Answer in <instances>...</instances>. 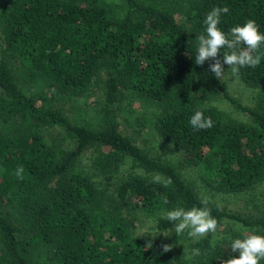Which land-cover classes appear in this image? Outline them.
Returning <instances> with one entry per match:
<instances>
[{
	"label": "trees",
	"instance_id": "16d2710c",
	"mask_svg": "<svg viewBox=\"0 0 264 264\" xmlns=\"http://www.w3.org/2000/svg\"><path fill=\"white\" fill-rule=\"evenodd\" d=\"M225 6L230 11L219 27L226 34L250 19L264 34V0H0V264H224L238 257L231 241L213 246L212 233L191 246L199 255L187 257L134 232L140 217L167 231L174 227L168 211L203 208V197L173 163L137 145L138 131L124 135L115 114L130 95L140 107L138 129L150 124L180 147L212 190L245 193L264 183V56L239 74L258 89L255 107L230 95L210 71L211 60L195 63L206 15ZM100 84L102 107L67 114L65 94L86 97ZM219 99L251 120L227 116L215 105ZM196 110L211 117V129L191 127ZM56 126L71 149L47 141L46 130ZM127 160L132 167L124 177ZM21 165L23 180L14 175ZM156 174L171 185L152 183ZM95 176L103 178L95 183ZM207 207L218 226L233 221L264 236V216Z\"/></svg>",
	"mask_w": 264,
	"mask_h": 264
},
{
	"label": "rangeland",
	"instance_id": "374dc122",
	"mask_svg": "<svg viewBox=\"0 0 264 264\" xmlns=\"http://www.w3.org/2000/svg\"><path fill=\"white\" fill-rule=\"evenodd\" d=\"M176 18L180 23L186 25L187 30L191 29L190 24L186 23L185 12H178ZM3 31L4 25L0 21L1 49H4L5 46L3 41ZM223 54L224 52L220 50L219 58L221 60L223 59ZM213 62L214 61H212V63ZM224 68L227 73L228 66L225 65ZM103 79L104 77L102 80ZM221 81L224 87L229 91L230 95L237 99L242 105L248 107H255L257 105L258 89L246 85L240 76L233 77L230 73H227ZM64 97L67 100L65 103V111L70 116L81 106H88L96 109L102 107L105 102L102 84L97 86L96 90L86 97L69 96L68 94H65L63 99ZM215 105L218 106L227 116L233 119L242 122H249L251 120L247 114L235 108L225 99L217 100ZM138 112H140L139 104L130 95L123 98L118 103V107L115 108L116 120L120 124L121 132L124 135L130 136L133 131H138L137 145L146 154L156 159H163L173 163L183 179L191 185L199 195L203 198H207L209 202L226 209L230 213L242 215L247 218L257 219L264 216V183L245 193H224L206 187L201 181L197 169L187 166L184 162L185 153L180 147L162 140L150 124L138 129L139 127L135 123ZM46 139L50 145L58 149L67 150L73 147L67 139L64 130L57 126L46 130ZM91 155L92 152H88L83 158L87 169L90 165L88 160L91 161L92 159ZM131 167L132 164L127 160L121 170L124 177L130 173ZM135 173L143 174L141 170H136ZM102 178L103 177L95 176L93 181L99 183ZM134 232L138 235H145L149 238H159L164 240L168 245L172 246L170 252L187 257L191 255L193 250L191 246L210 234L209 233L207 236L200 239H191L186 233L178 237L174 232V227L167 231H159L157 230V221L153 218L145 217H140V221L134 228ZM237 234L244 236L253 233L240 223L223 221L221 225L217 227V232L213 234L212 238L213 240L215 239L216 243H228L227 241H231L229 238L233 239ZM237 238L243 237L240 236Z\"/></svg>",
	"mask_w": 264,
	"mask_h": 264
},
{
	"label": "clouds",
	"instance_id": "9594fccd",
	"mask_svg": "<svg viewBox=\"0 0 264 264\" xmlns=\"http://www.w3.org/2000/svg\"><path fill=\"white\" fill-rule=\"evenodd\" d=\"M229 11L227 6L213 8L203 22L205 33L196 36L195 39L198 44L195 56L196 65L203 66L206 61H214L209 68L218 80H222L227 73L238 77L241 68H256L264 56V53L260 52L261 46L264 45V34L260 32L255 20L250 19L242 26L232 27L227 34L220 29L221 17ZM221 49H225L222 60L219 58ZM225 65L228 66L227 73ZM189 123L196 131L208 130L214 126L211 117H205L201 110L195 111ZM23 174V166H18L14 172L15 177L23 180ZM152 183L162 184L167 188L172 181L170 178L163 179L161 175L156 174ZM164 203H168L167 199ZM200 203L204 205L203 208L193 206L186 210L183 207H176L167 212L166 218L173 224L176 236L180 237L186 233L191 239H200L209 233L217 232L218 222L211 216V209L207 207L208 199L203 198ZM229 239L231 240V251L238 253V257L233 256L224 264H261V261H264V236L247 234L243 238ZM215 243L214 239L213 246ZM151 247L152 244L148 243L147 248ZM161 247L164 252L171 251L172 248L168 244H162ZM192 254L199 255V250L193 249Z\"/></svg>",
	"mask_w": 264,
	"mask_h": 264
}]
</instances>
